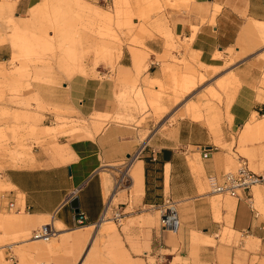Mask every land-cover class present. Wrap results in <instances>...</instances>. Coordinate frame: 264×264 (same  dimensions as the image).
I'll return each instance as SVG.
<instances>
[{"label":"rangeland","instance_id":"rangeland-1","mask_svg":"<svg viewBox=\"0 0 264 264\" xmlns=\"http://www.w3.org/2000/svg\"><path fill=\"white\" fill-rule=\"evenodd\" d=\"M192 1L37 0L38 4L19 16L17 0H0V48L5 50L0 60V200L14 190L3 178L2 158L8 160L6 166L17 167L29 157L34 145L53 153L57 141L63 144L65 138L89 136L92 130L102 128L103 119L138 128L144 142L182 120L197 123L215 147L227 151L224 174L236 172L244 161L253 172L264 174V154L235 150L241 131H232L233 121L228 120L241 84L228 92L227 85L231 82L226 73L251 52H232L219 67L201 61L199 53L190 50L187 40L173 34L169 22L172 12L188 10ZM255 38L250 49L262 48L264 37ZM253 57L264 63V54L255 53ZM121 62L129 67L124 75H121ZM79 76L110 86L114 94L110 104L116 109L115 117L96 113L89 121L90 117L79 116L74 109L53 106L41 99L42 86L62 87ZM184 76L195 77L196 87L189 93L185 86L178 84ZM261 86L264 87V70ZM190 104L201 114L199 121L185 116V107ZM45 114L52 116L47 123ZM243 129L241 140L251 133ZM228 139L231 144H226ZM131 161L132 158L125 160L111 182L112 193L117 192L107 224L113 229V239L98 233L100 223L92 228L77 226L64 230L88 235V241L78 246L57 238L63 231L56 225L57 236L49 242H31L35 230L44 222L30 230L0 225L1 264H80L90 247L83 264H169L168 260L150 257L148 263L140 260L145 257L147 234L152 229L162 230V207L157 212L138 208L137 194L131 188L133 182L125 175ZM257 187L259 196L252 188L248 198L251 200L241 199L251 204L259 223H264V186ZM201 193L209 197L213 219L226 226L219 234L221 243L238 248L237 259L252 255L251 264H264V259H259L264 257V241L247 247L253 237L248 233L243 237L229 228L233 220L229 214L222 218L225 204L231 200L237 203L238 199L214 193L207 178ZM17 198L18 204L24 206L23 196L19 194ZM0 216L17 214L0 210ZM170 234L178 235L177 232ZM178 263L175 260L171 264Z\"/></svg>","mask_w":264,"mask_h":264},{"label":"crops","instance_id":"crops-1","mask_svg":"<svg viewBox=\"0 0 264 264\" xmlns=\"http://www.w3.org/2000/svg\"><path fill=\"white\" fill-rule=\"evenodd\" d=\"M36 4L37 0H17L19 16ZM169 22L172 23L173 34L187 40L190 50L199 53L201 61L207 65L222 66L232 52H251L237 63L233 72L226 73L230 82L232 77L238 81L237 88L241 84L228 120L233 121L232 131L242 132L244 128L243 131L251 132L242 140L240 132L235 150L239 148L264 154V87L261 86L264 63L253 57L255 53L258 56L264 54V46L256 50L249 47L255 37H264V0H193L188 10L172 12ZM4 54V48H0V60ZM120 68L121 75L129 69L122 62ZM184 77H187V85L195 83L194 76ZM39 93L45 103L74 109L79 116L90 117L89 121L96 113L109 118L117 115L110 104L114 98L110 86L94 79L74 77L62 87L42 86ZM196 113L198 118H191L199 121L201 114ZM44 117L45 123L52 119L50 114ZM101 122L102 128L92 130L89 136L74 140L65 138L63 144L57 141L53 153L34 145L29 157L19 162L17 167L6 166L8 160L1 159L3 178L7 179L9 187L14 188L7 194L8 200L14 201L20 194L26 208L15 217L0 216L2 227L30 230L43 222L42 226L50 223L54 232L55 225L60 232L63 231L58 236L54 235L62 242L71 246L84 244L88 241L86 233L64 230L77 227L79 213L86 216L85 228H92L100 223L109 205L112 210L117 193H112L113 174L120 172V166L130 157L132 170L126 173L133 182L131 188L137 194L138 208L157 212V208L170 201L179 209L180 221L177 237L170 234H176L175 230L152 229L144 242L145 257L137 259L145 263L150 257L168 260L169 264L175 260L180 262L178 264H251L252 255L237 259L238 248L221 243L219 234L226 226L213 219L209 197L201 193L205 178L222 177L228 165L227 151L215 147L201 125L182 120L144 142L140 138L141 130L136 127L112 120L103 119ZM44 128L49 129L50 126ZM231 143L230 139L226 141V144ZM203 148H212L208 158L203 157ZM253 188V193L259 196V187ZM74 199H77L78 208L71 205ZM0 206L3 210L4 204ZM223 208L222 218L226 214L233 218L229 228L243 237L247 233L253 237L247 242V247L264 241V223H259L251 204L239 198L237 203L228 201ZM107 224L100 223L98 233L113 239V229ZM94 241L95 237L91 244ZM91 248L80 264L86 261ZM9 259L14 261L12 257ZM259 259L264 257L259 256Z\"/></svg>","mask_w":264,"mask_h":264},{"label":"built area","instance_id":"built-area-1","mask_svg":"<svg viewBox=\"0 0 264 264\" xmlns=\"http://www.w3.org/2000/svg\"><path fill=\"white\" fill-rule=\"evenodd\" d=\"M212 148H203L202 153L204 158H208ZM210 185L214 193L230 195L234 198L246 197L247 200L251 196V191L254 186H264V174L255 173L249 169L246 162H243L236 172L225 173L221 178H209ZM11 193V192H9ZM1 203H6L3 210L10 213L18 214L25 211V206L18 204V198L14 201L8 200L7 194L1 196ZM1 208V206H0ZM174 208V212L172 210ZM172 215V217H171ZM102 221V219H101ZM100 221V222H101ZM86 216L84 213H79L76 220L78 227H85ZM160 226L162 230H175L179 231L180 221L178 212L174 203L168 201L161 209ZM55 235L51 225H44L38 230H35L33 237L36 240H51Z\"/></svg>","mask_w":264,"mask_h":264},{"label":"bare ground","instance_id":"bare-ground-1","mask_svg":"<svg viewBox=\"0 0 264 264\" xmlns=\"http://www.w3.org/2000/svg\"><path fill=\"white\" fill-rule=\"evenodd\" d=\"M186 80H187V77H182L181 79H179L178 84L179 85H182V86H185V88H187V93H189L195 87V83H192L191 85H187L186 83L188 81H186ZM229 84L230 85H227L228 86V92L231 91L230 89H236L237 88L238 81L234 77H232L231 78V83H229ZM196 110H197V108L193 104H190V105H187L186 106V109L184 111V114H185V116H188V117H192L194 119H197L198 116L196 115L197 114L196 113ZM131 170H132V165L129 166L127 172L130 173ZM134 172L135 171L133 170L132 173H134ZM126 174H127L126 176L129 177V174L128 173H126ZM254 187H256V186H254ZM216 194H218V193H216ZM218 195H224V194H218ZM173 212H174V210H173ZM110 213H111V208H110V205H109L108 208H107V210L105 211V213L103 215V218H102V221L100 223H103V222L106 223V222H108L109 221V217H110ZM171 217H172V215H171ZM33 240H36V239H34V237H33ZM37 241H40V240H37ZM49 241H47V242H49Z\"/></svg>","mask_w":264,"mask_h":264},{"label":"water","instance_id":"water-1","mask_svg":"<svg viewBox=\"0 0 264 264\" xmlns=\"http://www.w3.org/2000/svg\"><path fill=\"white\" fill-rule=\"evenodd\" d=\"M130 158V157H129ZM71 205L74 207V208H78V204H77V199H74L72 202H71ZM78 211V210H77Z\"/></svg>","mask_w":264,"mask_h":264}]
</instances>
